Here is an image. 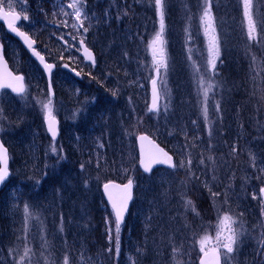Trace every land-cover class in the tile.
I'll list each match as a JSON object with an SVG mask.
<instances>
[{
  "label": "rangeland",
  "instance_id": "374dc122",
  "mask_svg": "<svg viewBox=\"0 0 264 264\" xmlns=\"http://www.w3.org/2000/svg\"><path fill=\"white\" fill-rule=\"evenodd\" d=\"M32 1L35 2V0H27L28 3L21 1L23 7H19V11L23 27L28 30L31 36L37 38L38 45H42L41 49H47L50 53L58 56V59H66L76 66L83 67V61L77 54V42L81 38L88 39L92 42L91 45L98 50L99 55L97 69L86 70L87 77L92 75V78L98 81L102 77L104 82L113 88L111 93L107 90L105 93L99 88L94 92L87 93L84 79L78 84L67 79L58 69L53 78L54 98L50 99L52 100L53 115L61 120V137L55 142H50L46 139L42 124L44 112L41 103H46L49 99L42 73L35 63L25 56L18 43L5 35L0 27V54L5 55L12 68L25 78L26 92L24 94L14 96L7 91L0 92V109H2L0 128L3 129L1 132L3 141L13 153V168L18 173V176L16 177L15 174V177L21 178V176L27 175L28 170L38 177L46 169H51L54 165L57 166L56 154L51 152V148L55 146L58 151L62 149V155L71 159L64 160L60 163L62 165L59 164L48 173L63 166V202L66 201L70 208L78 206L81 212L84 211V205H87L88 208L93 207L95 212H98V216H101L103 199L99 198V185L102 182L101 174L107 170L109 161L114 159L120 163L121 168H118L116 175L120 181L126 180L124 178H128L131 172L122 167L127 158L122 155L115 157L106 154V146L102 143L99 126L94 129V137L87 140L85 135L90 134L93 122L89 115L95 113L99 115L102 122H106L112 111L111 103L119 94L122 95V98V91L126 89L128 93L126 98H123L121 114L124 121L130 123V126L124 130L121 139L127 144L131 136L130 132L132 133L134 130V122L139 111L138 106L145 105L147 107L148 81L157 71L154 59L156 61L161 59L160 49H162L167 70L160 67L158 72L157 86L161 97L160 108L159 112L155 113V125L151 128L147 127V129L151 131L152 135L160 134L165 130V123H168L162 118L167 112L164 110L165 105L169 110L173 100L178 102L181 97H184L186 108L189 109L186 131L191 146L183 150L178 143H171L169 148L176 156L177 168L171 172L160 170L156 174V181L165 182L168 188H172L180 195V201L183 202L188 200L185 177L196 180L208 193L213 209L212 219L210 217L211 221L207 225H202L203 222L200 220H193L185 216L184 224L187 227L183 229L184 232L191 227H194L192 232L196 231L193 235L192 232L190 233L187 250L190 253L200 254L203 252L201 251L202 246L205 251L210 245H213L219 251L223 264H262L264 262V203L261 201L259 190L264 187V145L260 144L264 142V107L263 115H261V127H258L255 118H253L249 137L253 138L254 143L252 144L248 138L244 149L245 156L242 159L233 152L236 141L233 127L229 122L223 121V117L219 119L214 110V104L222 98L223 91L219 90L220 87L216 86L217 82H214L213 79L209 81L214 87L209 92L207 103L208 117L212 123L209 124L204 120L202 115L203 93L200 91L198 95V77L194 76V72L196 68H199L201 74H204V65L208 58L209 38L212 35L218 38L212 28L208 30L207 35L205 34V25L200 19L204 6L198 9L199 13L196 15L199 28L197 35L201 37L202 51L197 52L192 46L189 47L192 38L187 36L190 25L186 16L178 25L175 23V19L170 18L167 21L164 18L163 44L156 45L157 53L154 58L151 41L160 32V18L154 0H116L115 2L95 0L94 8H98V13L97 15L96 13L87 14V19H85L83 10L84 8H93L91 0H79L80 21L76 20L75 10L68 7V5L77 3L78 0H63V5L53 0L51 8L27 7ZM223 1L225 5H234L238 8L241 36L242 39L244 36L246 37L245 49L248 55L245 73L249 81L254 82L260 74L259 64L261 61L257 60V54L261 56L260 46H264V40L261 37L264 36V32L261 31L260 25L257 23L255 33L257 39L249 40L243 0ZM183 5L186 7L187 3ZM10 9L12 10V8ZM111 12L114 13L111 14ZM250 12L254 21L264 18V0H251ZM24 16L29 19L24 20ZM77 22H82L84 25L77 26ZM98 23L99 30L103 31L104 37L106 36L103 39H99V35L94 31L97 30ZM73 24L76 25L75 28ZM167 24L169 27L166 29ZM84 27L88 28L87 33H84ZM225 27L223 35L228 36L230 29L227 24ZM108 32L119 36L120 42L110 40ZM88 33H90V37H88ZM67 35L69 37H66ZM61 37L68 45L70 44L69 49L60 43ZM176 37L179 38L178 42H176ZM114 46L117 48L109 52V49H113ZM190 49L191 51H189ZM179 51L185 60L187 71L189 70L188 85L185 83V73L175 63L179 58ZM174 53L178 55V58L173 56ZM99 68H101L100 71H98ZM103 75L105 76L103 77ZM205 79H208V75H205ZM67 105L73 106L72 112H69ZM78 109L81 111H77ZM149 121L151 120L147 119V122ZM149 125L152 124H147V126ZM217 134L224 142L223 147L218 141ZM126 144L123 145L125 150L127 149ZM225 147L229 148V154L235 160L225 151ZM72 151L76 152V158L72 156ZM123 155L126 154L123 153ZM73 159L77 161L75 165ZM180 160L185 161L184 168L178 167ZM188 160L192 161L190 166L187 163ZM81 164L84 165L83 169L80 167ZM153 176L155 177V174L139 184L136 192L138 200L134 198L131 206L132 220L130 223L132 222V225H141L140 218H142V223L144 221L143 212L150 205V198L146 190L149 187L154 191ZM155 186L157 187V185ZM209 189L219 193L215 201L210 196ZM32 193L35 198H38L41 191L34 189ZM46 193L45 191L41 193L40 200L49 199ZM254 195L255 198H253ZM19 204L14 202L12 191L8 187L0 195V212L3 214L19 212L18 215L24 216L21 204L19 210L17 209ZM25 205L23 206L25 207ZM182 207L183 214H185L189 208L186 209L184 205ZM225 214L231 217L232 222L228 226L220 224V218ZM20 223L25 228L26 222L20 221ZM143 225L147 226V222ZM229 229L243 232L238 243L233 245V253H227V250L221 246L223 242H226L225 237L231 234ZM144 233V231H137L133 238L135 241H141L142 246H145V241L140 235ZM31 236L33 237L32 234ZM18 237L23 246L29 244L24 230L18 231ZM48 245L53 247L55 243L51 242ZM136 247H138V243H136ZM25 249L27 248H21V251L10 254L0 252V264H49V255H46L45 252H33L30 258V249H27V254H25ZM176 255L177 258H180L182 253L177 252ZM24 256L25 259L21 260V257ZM197 257L195 263H197ZM185 258L188 259V256ZM185 261V264H189L188 260Z\"/></svg>",
  "mask_w": 264,
  "mask_h": 264
},
{
  "label": "trees",
  "instance_id": "16d2710c",
  "mask_svg": "<svg viewBox=\"0 0 264 264\" xmlns=\"http://www.w3.org/2000/svg\"><path fill=\"white\" fill-rule=\"evenodd\" d=\"M210 2L212 26L220 39L221 51L213 79L214 82L221 85L223 91L222 98L219 99L220 109L217 115L219 119L223 117V121L229 122L233 127L236 138L235 151L233 152L242 159L245 156L244 149L248 138L252 144L254 143L253 138L249 137L253 118H255L258 127H261V115H263L264 107V46H260L261 56L257 54V60L261 61L259 64L260 74L256 81L251 82L245 73L248 55L245 49L246 37L244 36L242 39L241 36L239 17L237 15L238 8L234 5L222 4L219 0L217 2L210 0ZM167 3L168 6L165 8L167 21L170 18L175 19V23L178 25L183 21V17L186 16L190 25L187 36L192 38L189 47L192 46L197 52L202 51L201 37L197 35L199 28L196 15L199 13V8L205 7L203 0H194L195 5L190 8H187L190 0H180L182 4L187 3L186 8L178 4V0H168ZM226 24L230 29L228 36L223 35ZM99 27L98 23L99 39H103L106 36L104 37L103 31L99 30ZM168 27L169 24H167L166 29ZM182 31L184 32V30ZM167 34L169 35V33ZM108 37L112 41H114V37L116 39L115 34L111 32H108ZM178 41L179 38L176 37V42ZM179 54V58L178 55L173 54V56L178 58L175 63L185 73V83L188 85L190 80V77H187L189 70L187 71L181 51H179ZM221 78L223 81H221ZM116 112L117 110H115V115L109 122L104 123L98 118L92 122V126L101 128L102 143L111 150L112 154L121 153L122 156L127 158V170L134 175L138 173V170L132 137L130 136L129 138L130 149L127 150L123 147L126 143L121 139V135L125 129L129 128L130 123L124 121L123 115H120V113L116 114ZM188 112L189 109L186 108L184 97H181L178 102L173 100L169 110L162 117L165 121H168V123H165V130L160 134H155L153 137L166 148H169L173 142L178 143L183 150L190 148L191 145L188 142L186 131ZM92 116L94 119L96 118L95 113ZM155 118L156 115L150 114L146 110L145 105H141L135 119L136 122H134L133 132L143 130L148 133L151 132L144 127V122L146 120V124H152L146 125V127L151 128V126L155 125ZM147 119L151 121L147 122ZM85 136L87 140L94 137L92 129L90 134ZM217 137L221 147H223L222 138L218 134ZM260 144L264 145V142ZM225 151L229 154L228 147H225ZM123 153L126 155H123ZM71 154L74 158L77 157L76 152H71ZM229 155L231 156V154ZM231 158L235 160L234 157L231 156ZM70 159V157H66L65 161ZM75 163L77 161L73 159V164L75 165ZM11 167L12 174L2 191L4 192L7 187L11 189L14 202L20 203L21 209H24L23 205L27 204L34 215L32 219L26 221L23 215L22 217L18 215L19 212L0 214V250L2 253H17L21 251V248H27L30 249L29 257L31 258L33 252H45L46 255H49V264H65L66 259L67 264H185V260H188L189 264H195L198 253H190L187 250L190 243V233L194 227L188 228L184 232L183 229L187 227L184 224L185 216L193 220H200L203 222L202 225H207L211 221L210 217L212 219L213 214L210 197L196 180L187 176L184 179L186 197L196 207L195 213L189 208V210L185 211V214H183L182 205L184 204L180 201V195L172 188H168L165 182L153 180L154 191L149 187L146 190L150 198V205L143 212L144 221L142 223V218H140L141 225H132V222L130 223V220H132L131 209L124 225L120 228V248L117 255L114 239L115 225L104 201L101 216H98V212H95L93 207L88 208L87 205H84V211L81 212L78 206L70 208V206H67L66 201L63 202V166L58 167V170H54L51 173L48 172L53 170L54 167L46 169L38 177L28 170L27 175H23L21 178H16L18 173L13 168V163ZM117 173V165L114 160H110L107 170L104 174H101V180L116 178ZM142 177L138 176V183L145 181ZM36 180H40L41 183L37 185L35 183ZM34 189L41 191V193L43 191L47 192L46 195L49 199L40 200L41 193L38 198H35L32 193ZM24 198L27 199L24 200ZM135 198L138 200L137 197ZM7 203L10 204V202ZM20 204L17 207L18 210ZM196 213H199V215ZM35 214L39 215V219L36 218ZM20 221L26 222L27 225L25 235L27 240H29V244L26 246H23L18 237V231L24 230V226ZM146 222L147 226H144L143 224ZM61 227L64 229V233L60 230ZM110 230L113 237L112 240L109 239ZM137 231L145 232L140 235L145 241V246H142L141 241L133 240ZM195 233L196 231H193L191 234ZM51 242L55 243L53 247L48 245ZM136 243H138V247H136ZM10 249L12 250L11 252L9 251ZM177 252L182 253L180 258L176 257ZM185 256H188V259ZM24 259L25 256L23 257Z\"/></svg>",
  "mask_w": 264,
  "mask_h": 264
},
{
  "label": "snow or ice",
  "instance_id": "6c2138e0",
  "mask_svg": "<svg viewBox=\"0 0 264 264\" xmlns=\"http://www.w3.org/2000/svg\"><path fill=\"white\" fill-rule=\"evenodd\" d=\"M167 0H154V5L157 9L159 18H160V32H158L155 36V38L151 41V44L153 46V57L155 58L156 53H157V47L156 45L158 44H163V39H162V34H163V30H164V18H165V6H166ZM203 4L205 5L204 7V11H203V15L200 17L202 23L205 25V34H208V30L210 28H212V16H211V2L210 0H203ZM243 4H244V15L247 18V27H248V31H247V37L249 40H256L257 36L255 35L256 33V28H257V23H259L261 31L264 32V18H262L259 21H254L253 20V16L250 12V7H251V0H243ZM68 7H71L75 10V17L77 21L81 20V7L79 6V0L77 3H73L71 5H68ZM3 17L5 19L8 20V27L15 33H17L19 36L24 38V42L25 44H27V47L29 49H32L33 54L39 58V60L43 63L44 68L51 73L52 69L55 67V65L53 64H48L44 62V57L40 55L39 52H37L35 50V48L33 47L35 41H32L28 35L25 32H21L19 30L18 27L15 26V22L18 20H21V16L19 14L16 13H11V12H5L3 13ZM10 17V19H9ZM87 14L85 13V19H87ZM24 20H28L29 17L24 16L23 17ZM82 26V23H81ZM73 27L75 28L76 25L73 24ZM213 32L215 31L214 28H212ZM84 33L88 32V28L84 27L83 28ZM189 38L191 39V36H189ZM61 39H63V37H61ZM262 40H264V36L261 37ZM73 40H75V37H73ZM81 46H84L85 42L84 39L81 38L79 41ZM79 50V49H78ZM83 51H84V55L85 57L92 61L93 63H95V59L91 54L90 49H88L86 46L83 47ZM161 51V59L159 61H156L154 59V63L157 65V72H159V68L160 67H164L165 70H167V64L163 58V50L160 49ZM191 51V49L189 50ZM207 52H208V58H207V62L204 65V74H201L200 69L196 68L195 72H194V76L198 77L197 79V87H198V95L200 93V91H202L203 93V104L204 107L202 108V115L205 121H207L209 124H211L212 122L209 120L208 117V107H207V103H208V99H209V92L213 89L214 85L209 82L211 79H214L215 76V70L217 68V59L220 57V45H219V41L218 38L215 35L210 36L209 38V42H208V47H207ZM0 59H2V57H0ZM222 64V61H221ZM65 68H68L69 65L68 64H64ZM73 72H75V74L77 76L80 75L79 72H76L75 69H72ZM205 75H208V79H205ZM23 80L24 77L23 76H15V77H11L10 76V80L6 85L0 84V88L3 87H8L11 88L12 92L14 93H19V94H24L26 92L25 86L23 84ZM152 85H153V99H152V104L151 107L149 109V111H154V112H159V96L160 93L157 90V80L154 78L152 79ZM218 86V84L216 85ZM115 95V92L113 93ZM41 108L42 111L44 112V119L45 122L47 123V129L48 131L52 134L53 139H55L56 135H57V120L55 115H53V107H52V100L49 98L48 101L46 103H41ZM214 109L216 112H219L220 109V105L219 102H216L214 104ZM164 110L167 111V105H165ZM77 111H81L80 109H78ZM0 119H2V109H0ZM195 123V122H194ZM3 129L0 128V132H2ZM209 135L211 136V132L209 133ZM147 139L146 136H139V140L143 141ZM162 154L164 158H160L157 156H149V158L147 160H145L143 158V156L140 159V165L143 166L144 171L145 172H150L152 170V166L155 164H165L168 165L169 167L175 169L177 168V164H174L172 161V157L168 156V154L166 152H164L163 149L159 150ZM233 151H235V149H233ZM51 152L56 154V162L57 165H59L60 163H62L66 157L62 155V149L58 151V149L53 146L51 148ZM188 165L190 166L192 161L188 160ZM0 164H2L3 166L0 167V184H2L6 178L9 176V171L7 168V164H8V156H7V149L4 148L3 144L0 143ZM55 167V165L53 166ZM81 169L84 168V165L81 164ZM178 167L179 168H184L185 167V161L184 160H180L178 162ZM46 175V174H45ZM35 183L37 185H39L41 183L40 180H36ZM132 180L129 179L127 184H124L122 186L120 185H114L112 184V182L106 183L104 184V190L106 192H108V189L111 187H116V188H122L124 195L119 197V198H114L113 195L111 193H109L108 195V199L111 201L112 204V208L114 210L115 213V249L117 252V255L119 254V248H120V237H119V232H120V228H121V222L123 221L124 218V213L127 210L128 207V201L132 199L131 196V189H132ZM261 193H264V188L260 189ZM209 194L212 197L213 201H215V199L219 196V193H215L212 192L211 189H209ZM255 198V195L254 197ZM184 207L186 209L191 208V210L195 213L196 212V207L193 204V202L189 199V200H184L183 201ZM197 215H199V213H196ZM34 213L31 212L29 210V206L26 204L24 207V216H25V220L28 221L30 219H32ZM36 218L39 219V215L35 214ZM231 221V217L227 214H225L222 218H220V224L223 226H228L230 224ZM242 227V225H241ZM61 231H63V228L61 227L60 229ZM24 231H27V225L24 228ZM230 233L227 237H225V241L222 243V247L224 249L227 250V253H233L234 248L233 245L237 244L240 237L243 235V232H235L232 231L231 229H229ZM109 239L112 240L113 237L111 235V230H110V234H109ZM207 239V238H205ZM218 239H219V232H218ZM45 243H47L45 241ZM201 244L203 245V241L201 242ZM10 252L12 251L11 249L9 250ZM109 251H111V249H109ZM201 251H204L203 246L201 247ZM28 250L25 249V254H27ZM213 252L215 253V249L213 250ZM226 253V254H227ZM205 255H207V252L205 253ZM21 260H23V257H21ZM65 264H67V259L65 261ZM202 264H207L206 261H202ZM215 264H219V257L216 256L215 257ZM262 264H264V262H262Z\"/></svg>",
  "mask_w": 264,
  "mask_h": 264
},
{
  "label": "water",
  "instance_id": "95a60500",
  "mask_svg": "<svg viewBox=\"0 0 264 264\" xmlns=\"http://www.w3.org/2000/svg\"><path fill=\"white\" fill-rule=\"evenodd\" d=\"M0 19H4V17L0 14ZM7 25V27H8V24H6ZM8 32L10 33V34H12L20 43H21V45L24 47V49L28 52V54L41 66V68L43 69V71H44V73H45V75H46V77H47V81H48V84H49V72L44 68V65H43V63L39 60V58L38 57H36L34 54H33V52H32V49H29L28 47H27V44H25V42H24V38L23 37H21V36H19L17 33H15V32H13L9 27H8ZM35 45V44H34ZM34 45H33V47H34ZM81 55L83 56V58L85 59V61H90V60H88L86 57H85V55H84V51H83V49H82V52H81ZM53 70V69H52ZM10 76L11 77H15V76H20V75H14L11 71H10V69L8 68V65H7V63H6V61L4 60V59H0V84H3V85H6L8 82H9V80H10ZM154 78L155 79H157V76H154ZM153 78V79H154ZM157 87V86H156ZM149 88H150V102H149V109H150V107H151V104H152V99H153V91H152V89H153V85H152V80H150V82H149ZM0 89H9V90H11V88H8V87H3V88H0ZM158 90V89H157ZM158 103H159V101H158ZM45 123V127H46V130H47V134H48V136L50 137V138H52L53 139V137H52V134L48 131V129H47V123L46 122H44ZM56 127H57V125H56ZM141 135H143V136H146L147 137V139H145V140H143V141H141V140H139V136H141ZM56 137H57V135H56ZM55 137V138H56ZM0 143H2L1 142V140H0ZM136 145H137V150H138V157H139V169L143 172V173H145V174H148V173H150V172H145L144 171V168H143V166L142 165H140V159H141V157L143 156V158L145 159V160H147L148 158H149V156H157V157H160V158H164L163 157V154L159 151L160 149H162L159 145H157L154 141H152L147 135H145V134H139V135H137L136 136ZM4 146V145H3ZM4 148H6L5 146H4ZM164 152H166V151H164ZM167 153V152H166ZM168 154V153H167ZM8 156V155H7ZM168 156H171L170 154H168ZM172 157V156H171ZM172 161H173V158H172ZM3 165L2 164H0V167H2ZM157 166H162V167H165V168H171V167H169L168 165H165V164H155V165H153L152 166V169L153 168H155V167H157ZM7 168H8V164H7ZM9 171V170H8ZM7 179V178H6ZM110 182H112V181H110ZM106 183H109V182H106ZM106 183H104V184H106ZM104 184L101 186V191H102V194H103V196H104V198H105V200L107 201V203L110 205V207L112 208V204H111V201L108 199V195H109V193H111L112 195H113V197L114 198H119V197H121V196H123L124 195V192H123V190H122V188H116V187H111L110 186V188L108 189V192H106L105 190H104ZM112 184H114V185H120V186H122V185H124V184H118V183H115V182H112ZM125 184H127V183H125ZM2 184H0V186H1ZM132 189H131V196H132ZM260 195H261V197H262V200L264 201V193H261L260 192ZM130 202H131V200H129L128 201V207H127V210H126V212L124 213V218H123V221L121 222V224L124 222V219H125V216H126V213H127V211H128V208H129V204H130ZM112 210H113V208H112ZM113 215H114V218H115V213H114V210H113ZM213 250H214V248L213 247H210L206 252H207V255H205V253H203L200 257H199V260H198V264H202V261H206L207 262V264H215V257L216 256H218L219 257V255H218V252L215 250V253L213 252ZM219 264H220V258H219Z\"/></svg>",
  "mask_w": 264,
  "mask_h": 264
},
{
  "label": "flooded vegetation",
  "instance_id": "af4514ba",
  "mask_svg": "<svg viewBox=\"0 0 264 264\" xmlns=\"http://www.w3.org/2000/svg\"><path fill=\"white\" fill-rule=\"evenodd\" d=\"M62 1L63 0H61V2ZM20 2H21V0H19V1H17V0H0V8H5L6 10H10V8H12L13 11H18L19 7H21ZM60 42L62 43L63 46L67 45L66 42L62 41V39H60ZM40 50H41V52L43 54H45V57H46V59L48 61H54L55 62V71L52 73V77L53 76L55 77V73L58 71L59 67L61 68L63 66V59L59 60L58 59L59 57H57V60H56V58H54L53 54L48 53L47 49H45V50L40 49ZM66 64H68L72 68H75V69H77L79 71H82V73H83V71L87 70V66L86 65H83V68H81L79 66H76L75 64H73L72 62H70L68 60L66 61ZM65 74L68 77V79L69 78L72 79L71 76L68 73H65Z\"/></svg>",
  "mask_w": 264,
  "mask_h": 264
}]
</instances>
